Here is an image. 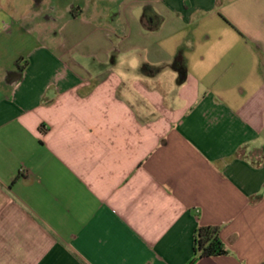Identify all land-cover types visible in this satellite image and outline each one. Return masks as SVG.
I'll list each match as a JSON object with an SVG mask.
<instances>
[{
	"label": "crops",
	"instance_id": "crops-1",
	"mask_svg": "<svg viewBox=\"0 0 264 264\" xmlns=\"http://www.w3.org/2000/svg\"><path fill=\"white\" fill-rule=\"evenodd\" d=\"M0 264H264V0H0Z\"/></svg>",
	"mask_w": 264,
	"mask_h": 264
},
{
	"label": "trees",
	"instance_id": "trees-1",
	"mask_svg": "<svg viewBox=\"0 0 264 264\" xmlns=\"http://www.w3.org/2000/svg\"><path fill=\"white\" fill-rule=\"evenodd\" d=\"M220 231L219 226H207L198 229L195 236V251L201 258L228 253L220 237Z\"/></svg>",
	"mask_w": 264,
	"mask_h": 264
},
{
	"label": "rangeland",
	"instance_id": "rangeland-1",
	"mask_svg": "<svg viewBox=\"0 0 264 264\" xmlns=\"http://www.w3.org/2000/svg\"><path fill=\"white\" fill-rule=\"evenodd\" d=\"M64 2L66 3L67 2V0H64ZM63 23H66L65 21H63Z\"/></svg>",
	"mask_w": 264,
	"mask_h": 264
}]
</instances>
